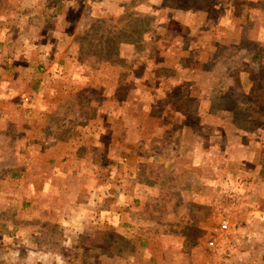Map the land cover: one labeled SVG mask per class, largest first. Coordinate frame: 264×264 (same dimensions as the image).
Instances as JSON below:
<instances>
[{"label": "rangeland", "instance_id": "rangeland-1", "mask_svg": "<svg viewBox=\"0 0 264 264\" xmlns=\"http://www.w3.org/2000/svg\"><path fill=\"white\" fill-rule=\"evenodd\" d=\"M263 113L264 0H0V264H264Z\"/></svg>", "mask_w": 264, "mask_h": 264}, {"label": "crops", "instance_id": "crops-1", "mask_svg": "<svg viewBox=\"0 0 264 264\" xmlns=\"http://www.w3.org/2000/svg\"><path fill=\"white\" fill-rule=\"evenodd\" d=\"M130 167V168H129ZM133 166L132 165H129L128 166V176L129 175H131V177H128V180H130V181H128V183H126L127 185L129 184V182H133V185H134V189L135 190H137V188H143L144 186H143V184L141 183V182H139V181H134L135 179H134V175L132 174L133 172H135L134 171V167L132 168ZM123 186V185H122ZM131 189H129L128 188V191L126 192L127 193V196H129V191H130ZM42 192H45L46 193V190H44V191H42ZM125 209V207L123 208V210ZM252 209H254V211H252L251 209V211H249L248 212V216H247V218H246V220H247V223L249 222L250 223V225L249 226H252V222L253 221H256V222H259L260 220H261V216H259V215H264V211L263 210H257V207H252ZM131 210H132V208H131ZM131 210H129V208H127V209H125V211H126V213L128 212V214H130V213H132L131 212ZM124 213V212H123ZM259 214V215H258ZM122 217V216H121ZM125 218V217H124ZM259 220V221H258ZM127 221V220H126ZM248 223V224H249ZM260 223V222H259ZM256 226H260V225H255L254 227L256 228Z\"/></svg>", "mask_w": 264, "mask_h": 264}, {"label": "built area", "instance_id": "built-area-1", "mask_svg": "<svg viewBox=\"0 0 264 264\" xmlns=\"http://www.w3.org/2000/svg\"><path fill=\"white\" fill-rule=\"evenodd\" d=\"M259 135V134H258ZM226 196H230V200H231V198H232V202H231V204L232 205H234L235 204V201H234V199L236 200V195L235 194H231V193H229V194H226ZM219 227H220V230H226L227 229V225L224 223V222H222L220 225H219ZM208 245L207 246H209V247H213V242L212 241H209L208 243H207Z\"/></svg>", "mask_w": 264, "mask_h": 264}, {"label": "trees", "instance_id": "trees-1", "mask_svg": "<svg viewBox=\"0 0 264 264\" xmlns=\"http://www.w3.org/2000/svg\"><path fill=\"white\" fill-rule=\"evenodd\" d=\"M263 115H264V113H263ZM257 124H259L258 127L260 129H263L264 130V120H263V122L261 124H260V122H257Z\"/></svg>", "mask_w": 264, "mask_h": 264}]
</instances>
